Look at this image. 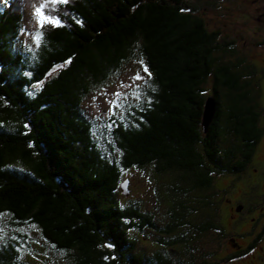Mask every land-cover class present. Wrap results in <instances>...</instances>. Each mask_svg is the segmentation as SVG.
I'll return each mask as SVG.
<instances>
[{"label": "trees", "instance_id": "16d2710c", "mask_svg": "<svg viewBox=\"0 0 264 264\" xmlns=\"http://www.w3.org/2000/svg\"><path fill=\"white\" fill-rule=\"evenodd\" d=\"M189 4L68 0L52 12L41 4L60 26L40 22L31 54L17 48L22 1L0 0V218L10 227L34 228L72 264H173L180 247L190 250L186 225L196 232L212 214L219 175L258 159L264 96L260 63L249 71L236 49L242 38H257L250 22L230 18L224 27L226 20L208 22ZM135 57L149 75L144 99L111 116V128H97L84 97ZM208 99L215 112L204 131ZM149 166L171 174L186 196L171 203L164 225L137 201L120 199L122 173ZM144 228H154L160 245L150 255L137 248ZM12 235L2 237L0 264H21L23 235Z\"/></svg>", "mask_w": 264, "mask_h": 264}, {"label": "rangeland", "instance_id": "374dc122", "mask_svg": "<svg viewBox=\"0 0 264 264\" xmlns=\"http://www.w3.org/2000/svg\"><path fill=\"white\" fill-rule=\"evenodd\" d=\"M21 1L23 4V17L18 35L17 48L18 46H22L25 51L33 54L38 45L37 30L40 22L45 16L37 15V7L42 4L43 10L52 12L53 6H56V3H52V0ZM43 14H45L44 11ZM209 21L210 19L208 22ZM216 21L223 22L222 19ZM226 22L228 21L226 20ZM225 35H227V33L221 34V36ZM243 42L244 39L242 38L236 46V49L237 54L245 58L246 63L249 64L248 70L252 71L254 68L253 62L256 63L257 61L260 63V68H262L263 64L260 61L263 54L262 49L252 45L249 38H245V43ZM234 59L236 60L237 58L234 57ZM144 69L139 58L135 57V59L125 64L117 73L113 74L107 83L95 87L84 97L82 103L84 113L88 119L96 123L97 128H102L104 126L111 128V116L116 115L121 118L123 116L122 114L126 112L131 105H139L141 103L144 99L143 91L149 86V75ZM137 75H139L141 79H136ZM94 132L98 144L105 148L104 141L101 139V133L98 129H95ZM153 173V168L151 166L143 170L124 171L121 177L123 179L121 186L123 187L126 182L127 193H120V199L124 204H128L133 200L137 201L145 212L152 213L155 216V222L158 225H164L169 223L171 212H173L171 210V203L177 204L186 196H180L178 193L179 189L174 188L177 184L175 185V183H173V176H171V174L157 176ZM191 196L195 197L193 194H191ZM198 220L199 218H196L192 222L196 224ZM179 232L183 234L181 230ZM184 232L186 235H191L193 229L187 224ZM11 234H13L12 236H17L18 234L23 235L20 241V250L24 252L20 258L21 264H72L71 261H69V257L59 252L48 250L47 245L34 228H23L17 229L16 231V229L8 225L5 218H0V242L3 236L5 237ZM138 235L137 248L139 251L150 255L152 252L158 250L157 248L155 249V247L160 245L155 241L157 239V234L154 228H144L138 231ZM196 244L195 242V245ZM176 252L179 253L173 255V264L192 263L190 261L194 258V252L192 250L180 247L179 251Z\"/></svg>", "mask_w": 264, "mask_h": 264}, {"label": "flooded vegetation", "instance_id": "af4514ba", "mask_svg": "<svg viewBox=\"0 0 264 264\" xmlns=\"http://www.w3.org/2000/svg\"><path fill=\"white\" fill-rule=\"evenodd\" d=\"M187 1L194 14L207 19L250 22L257 38L250 35L249 40L263 52L258 84L264 96V0ZM217 24L212 27L219 29ZM227 24L223 22L224 27ZM260 115L264 119V110ZM257 147L262 148L253 164L229 176L219 175L224 186H214L210 194L212 214L187 243L194 252L193 264H264V130Z\"/></svg>", "mask_w": 264, "mask_h": 264}, {"label": "water", "instance_id": "95a60500", "mask_svg": "<svg viewBox=\"0 0 264 264\" xmlns=\"http://www.w3.org/2000/svg\"><path fill=\"white\" fill-rule=\"evenodd\" d=\"M215 112V105H214V102L212 99H208L206 101V104H205V107H204V112H203V117H202V128L204 131L207 130L210 122H211V119L213 117V114ZM122 185V184H121ZM121 190L124 194L127 193V190H126V182L124 183L123 187L121 186Z\"/></svg>", "mask_w": 264, "mask_h": 264}, {"label": "snow or ice", "instance_id": "6c2138e0", "mask_svg": "<svg viewBox=\"0 0 264 264\" xmlns=\"http://www.w3.org/2000/svg\"><path fill=\"white\" fill-rule=\"evenodd\" d=\"M57 2L67 3L68 0H52V3H57ZM37 15L44 16L42 9H37ZM44 22L51 23V24L56 25V26H60L59 19L51 17V16H44V19L41 21V26H43ZM37 39H39V37ZM144 70L147 71V68L145 67ZM136 79H141V77L139 75H137Z\"/></svg>", "mask_w": 264, "mask_h": 264}]
</instances>
